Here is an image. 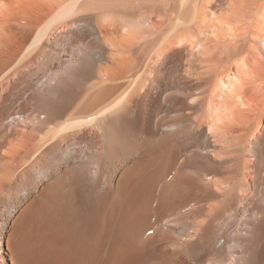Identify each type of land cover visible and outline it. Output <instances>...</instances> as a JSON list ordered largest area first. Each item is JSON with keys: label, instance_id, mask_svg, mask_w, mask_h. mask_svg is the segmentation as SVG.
I'll return each mask as SVG.
<instances>
[{"label": "bare ground", "instance_id": "6f19581e", "mask_svg": "<svg viewBox=\"0 0 264 264\" xmlns=\"http://www.w3.org/2000/svg\"><path fill=\"white\" fill-rule=\"evenodd\" d=\"M0 264H264V0H0Z\"/></svg>", "mask_w": 264, "mask_h": 264}]
</instances>
